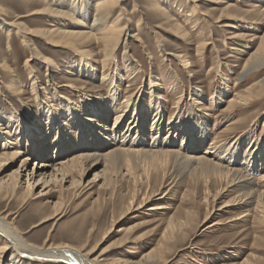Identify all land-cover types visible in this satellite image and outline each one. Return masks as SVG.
Returning a JSON list of instances; mask_svg holds the SVG:
<instances>
[{
    "label": "rangeland",
    "instance_id": "374dc122",
    "mask_svg": "<svg viewBox=\"0 0 264 264\" xmlns=\"http://www.w3.org/2000/svg\"><path fill=\"white\" fill-rule=\"evenodd\" d=\"M89 1L94 8L97 0H0V158L5 152L20 154L2 160L0 183L16 185L8 191L2 187L0 218L28 243L73 247L87 264L141 261L158 246L172 219L176 246L166 263L152 264H264V213L254 204L223 207L237 192L219 196L226 181L208 164L132 154L110 165L101 159L95 166L80 165L72 177L78 180L80 169H87L84 186L72 185V178L44 182L52 179L57 163L94 153L95 136L103 140L109 133L126 148L195 157L216 143L222 147L207 155L211 160L244 168L264 190V97L228 110L237 93L264 78L263 68L239 79L264 34V0H158L185 36L175 35L165 16L149 9L151 0H120L107 23L129 25L130 33L128 45L116 47L111 59L100 41L84 43L91 55L82 58L76 48L12 28L20 21L34 31L79 29L77 19L43 12L73 5L74 17L90 29L94 11L84 4ZM36 50L55 64L52 72ZM69 103L76 106L72 116ZM188 128L195 132L189 139ZM234 137L240 139L230 146ZM82 139L91 144L81 148ZM6 140L12 148L6 149ZM46 162L51 167L42 176L37 168ZM131 204L143 206L130 210ZM159 205L165 208L148 209ZM4 242L0 236V245ZM90 249L93 254H87ZM21 252L16 264H67ZM3 264L13 262L6 257Z\"/></svg>",
    "mask_w": 264,
    "mask_h": 264
},
{
    "label": "bare ground",
    "instance_id": "6f19581e",
    "mask_svg": "<svg viewBox=\"0 0 264 264\" xmlns=\"http://www.w3.org/2000/svg\"><path fill=\"white\" fill-rule=\"evenodd\" d=\"M119 1L120 0H97L96 1L97 4L94 5V8L92 6H90L92 4V3H90V1L88 3H84L85 6L86 5L88 6V9L93 8L92 11H94V13L91 17V18H93L92 22H91V24L89 23L90 29L86 26L87 24L84 23L82 21V19L74 17L73 13L77 9L75 8L76 9L75 10L73 5H72L70 10L68 9L67 5H64L63 8L62 7L54 8V6H52V7L50 6L48 8H43V12L48 13L49 15H54L55 17L69 18L71 20L77 19L79 24H77L76 26L81 27L79 29L70 30L68 28L65 29V27L56 28V27L50 25L51 26L50 28L48 26V27H45L44 29H37L34 31V30L28 29V27H26V25L24 26V24L20 21L13 22L14 26H12V28L17 30L18 32H19V30L23 29V31H25V33L31 34L33 36L39 35V36L47 39L50 43H54V45H59L62 47L68 46V47L76 48V52L82 58L91 55L89 50L84 47V43H87L88 41H92V40L100 41V42H102L104 52H105L104 54H105L106 58L111 59L114 56V53H115L114 51H115L116 47H118L119 45H124L126 47L128 45L127 40L129 39L128 37H129V33H130L129 25H125L123 27L121 26L119 28L117 26V22H115V24H108L107 23V18L110 16L111 10L114 7H116V5ZM225 2L226 1L222 0V3H225ZM230 6L231 5L229 4V5H226L225 7H222L220 9L222 11L221 16H223V14L226 13L225 11L228 10L230 8ZM194 8H196V6H194ZM149 9L151 11L158 10L159 12H161V15L165 16V19L167 20V22L170 25H172V27H173L172 30H173V32L175 31L174 32L175 35L177 34L180 36H182V35L185 36L186 32L184 33L183 27H181L177 22H175L171 19L170 14L165 12L166 8L164 6L162 8L160 7L158 0H151ZM0 11H2L1 7H0ZM79 12L81 13V14H79V16H83L84 18H87L89 16L88 13H83L81 11H79ZM41 13H42V11H41ZM83 27H85V28H83ZM258 38L260 41L259 47L255 50L254 53H252V55L249 57L246 64H244V66L241 70L242 74L240 73L241 75L239 77V79L241 81L248 74L256 72V71H260L261 69L264 68V34L260 35V37L258 36ZM35 52H37L39 54V57L47 64V67L50 69V72H52L54 70L55 64L52 61L42 57L41 53H39L38 50H36ZM87 58H89V57H87ZM85 63H86V65L89 64L90 67L88 66V68L90 70H91V68L92 69L94 68L92 62H90L88 59H84V64ZM4 67L6 69H8L7 68L8 65L5 64ZM34 81H35V78H34ZM36 83L37 82L35 81L34 82L35 88L38 86ZM15 84H18V82H15ZM16 86L17 85L13 84V87H16ZM15 89L16 88H14V90ZM156 89H158V88H156ZM235 96H236V98L232 100L230 105L228 104L229 105V108H228L229 112L232 111V109H234L237 105H241V104H244L245 106L250 107L254 101H256L258 99H262L264 97V78L257 80L255 82V84L250 86L243 93H237ZM128 99L130 100L131 97H129ZM69 106L71 107V111L69 112V114H70V116H72L71 114H74L73 111L76 110V106L72 105L71 103H69ZM89 120H91V119H89ZM96 126L101 128V129L104 128V126H102L101 123H99V124L97 123ZM188 129H190L189 130L190 136H188V139H189V137L191 138L194 136L195 132H193L194 128L193 129L188 128ZM1 131L2 130L0 129V132ZM93 133L95 135H99V133L97 131L96 132L93 131ZM108 134L105 136H101V138H103V140H100L99 137L94 135L97 139V142H98V145H97L98 150H96L94 153L78 154V155L70 158L65 163L64 162H59V164L57 163L56 164L57 166L54 169V174H52V179L48 180L46 178L44 180L45 184L52 183V182L53 183L63 182V181H66V179H68V178H72V185L84 186L83 179H84V176L86 175L87 169L84 170L83 167L80 169L81 176H79L78 180H76V178H74L72 176L74 175L73 174L74 170H77V168L80 165L83 166V164H85L87 161H91V165L95 166L98 164V162H99L98 160L101 159L102 161H104L106 163V165L107 164L110 165V163L111 164L116 163L122 157L127 156L126 158H128V156H130L132 154L135 155V154H152V153H154L156 155H169L171 157H174L175 161L179 162V164H186L188 166H193V165H198V164H203V165L208 164L214 170L218 171L219 176L223 180L226 181V186H225L224 190L219 192V196H222L225 193V191H234L235 190L237 192V195H236L235 199L232 201V203H230V204L226 203L225 206H223V207H228V206L236 205V204L237 205H242V204L243 205H252V204H254L255 207L260 212L264 213V190H260L257 187L259 182L256 180V178L250 177L249 174H246L245 171H247V170H245L244 168H241V167H225L223 165H220V164L214 162L213 160L210 159V157L207 156L208 154H211L213 152L215 153L216 150L221 149L222 146L217 148V144L213 143V145L211 147H209V149H206L207 151L204 152L205 155H202L200 157L185 156L182 153H180L179 151H175V150L174 151L168 150V151L150 152V151L135 149V148H131V147L126 148V146H121V145H124L121 142H119V143L112 142L110 139L112 134L111 135H108ZM0 137H2V136H0ZM234 138L235 139H233V141L231 140L232 143L230 144V146L232 144H236L240 139L239 137H234ZM140 139H142V137H140ZM114 140H116V138ZM82 142L83 143H81L82 144L81 148H87V146H85V143L89 144V145L91 144L87 140L83 141V139H82ZM11 144H9L8 140H6V142H5L6 149L12 148ZM109 144L110 145L120 144V146L118 145L119 147H117V145H116L112 149L105 152L104 154L99 153L100 152L99 150L106 149ZM88 149H90V148L88 147ZM228 149H227V151H228ZM235 152L236 151H234L233 153H235ZM19 155L20 154L18 152H5V153H3V158L2 159L0 158V167H1L2 162H3L2 160L6 161L7 159H9V157L10 158L16 157V156L18 157ZM255 158H256V156H255ZM29 159L30 158H27L22 162L23 167L28 165L26 163V161H28ZM231 162H234L235 165H238V164L240 165V162H238V160H237V162H236V160H232ZM241 164H243V163H241ZM49 167H51L49 163H47V162L42 163V165L37 168V171H41L42 172L41 175L44 176V173H45L44 171L47 170ZM260 180L262 182L264 181V175H262L260 177ZM7 185H5V184L2 185L0 183V196H2V193H1L2 187L5 190H7V189L9 190V188L14 190L16 184L13 183L11 185H8V186ZM40 195L46 196V195H49V193L46 192V193H42ZM151 198H152V196L147 197V200L145 201V203L148 202ZM135 206L136 205L131 204L130 210L138 209V208L142 207L143 205L138 204L137 207H135ZM163 208H165V207L161 206V205L148 207L149 210H157V209H163ZM246 214H249V211ZM246 214H244V215H246ZM174 223L175 222L172 219L167 230L164 232L163 238L159 242L158 246L156 248H154V250H152L151 252H149L145 256H143L141 261L131 262L128 259H125L122 261H117V263H115V262L114 263L115 264H152L155 262L166 263L167 254H169L174 249V247L176 246V238L174 235L175 230H176L175 229L176 225ZM217 224H220V222L215 221L213 223V225H217ZM0 236L5 239L4 244L2 246L0 245V264H3L6 257H7V260L10 259L13 262V264H16L17 261L23 259L19 255L22 253L21 249L28 250L30 252L29 254L34 255L36 257H44L45 259L49 258V259H54V260H60V261L65 262L67 264H87V262L85 261V258H84V254H82L79 250H77L73 247H70L67 245H57V246L49 245L47 248L46 247L43 248L42 246H36V245H32L31 243H28L27 241L23 240L21 238V236H19L12 228H10L7 224H5L3 222V218H0ZM93 253H94V249H90L87 252V254H93ZM95 258H97V257H95ZM244 261L247 262V261H250V259L247 258ZM23 263L26 264V261ZM111 264H113V263H111Z\"/></svg>",
    "mask_w": 264,
    "mask_h": 264
}]
</instances>
